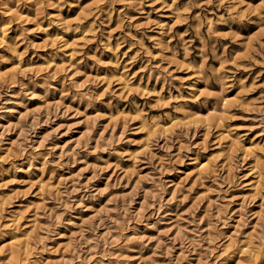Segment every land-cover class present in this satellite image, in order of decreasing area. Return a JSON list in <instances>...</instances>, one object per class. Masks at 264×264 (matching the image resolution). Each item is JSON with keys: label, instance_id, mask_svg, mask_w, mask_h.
Instances as JSON below:
<instances>
[{"label": "rangeland", "instance_id": "374dc122", "mask_svg": "<svg viewBox=\"0 0 264 264\" xmlns=\"http://www.w3.org/2000/svg\"><path fill=\"white\" fill-rule=\"evenodd\" d=\"M0 264H264V0H0Z\"/></svg>", "mask_w": 264, "mask_h": 264}]
</instances>
